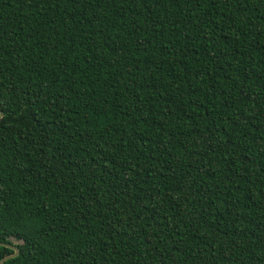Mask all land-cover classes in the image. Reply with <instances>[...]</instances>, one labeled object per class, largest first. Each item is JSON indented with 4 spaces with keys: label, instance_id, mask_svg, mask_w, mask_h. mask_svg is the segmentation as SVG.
<instances>
[{
    "label": "trees",
    "instance_id": "trees-1",
    "mask_svg": "<svg viewBox=\"0 0 264 264\" xmlns=\"http://www.w3.org/2000/svg\"><path fill=\"white\" fill-rule=\"evenodd\" d=\"M3 264H264V0H0Z\"/></svg>",
    "mask_w": 264,
    "mask_h": 264
},
{
    "label": "water",
    "instance_id": "water-1",
    "mask_svg": "<svg viewBox=\"0 0 264 264\" xmlns=\"http://www.w3.org/2000/svg\"><path fill=\"white\" fill-rule=\"evenodd\" d=\"M3 116V111L0 112V119L1 117ZM0 245H5V243L3 242H0ZM9 247H11L13 250H14V253L12 254H9V255H6L5 257H3L0 261V264H3V262L6 260V259H9V258H12V257H15L19 254V249L15 246H12V245H8Z\"/></svg>",
    "mask_w": 264,
    "mask_h": 264
}]
</instances>
